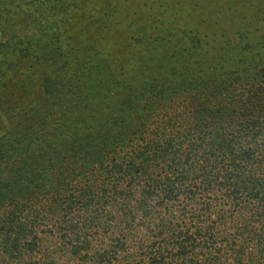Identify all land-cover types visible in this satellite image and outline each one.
I'll return each mask as SVG.
<instances>
[{
	"label": "trees",
	"instance_id": "obj_1",
	"mask_svg": "<svg viewBox=\"0 0 264 264\" xmlns=\"http://www.w3.org/2000/svg\"><path fill=\"white\" fill-rule=\"evenodd\" d=\"M131 1L118 56L109 0H0L53 70L1 109L0 264H264V0Z\"/></svg>",
	"mask_w": 264,
	"mask_h": 264
},
{
	"label": "rangeland",
	"instance_id": "obj_2",
	"mask_svg": "<svg viewBox=\"0 0 264 264\" xmlns=\"http://www.w3.org/2000/svg\"><path fill=\"white\" fill-rule=\"evenodd\" d=\"M42 0H30L29 8L32 9L33 6L37 3H40L39 6H35L37 16L39 20H42L44 17V12L46 9H50L49 5L43 6L41 4ZM123 0H109V4L113 5L114 7L118 8V13L116 17L119 19L116 20V23L119 22L120 25L116 28L117 34L121 36H125L122 47L119 48L114 54L121 56L126 55L128 51L133 53V50L126 49V44L128 42V38L131 37L134 31H138L140 28L138 25H146L147 32L151 34L152 30L157 28L159 23L155 21L156 17L159 15V10L157 9L155 14V18L152 20L147 21L146 17L147 14H141L140 16L134 17V13L123 14L122 9L120 6V2ZM196 0H193L195 2ZM210 3L214 0H208ZM256 1V2H255ZM147 2V1H146ZM253 4L260 2V0H251ZM138 2L136 0H132L130 4L126 5L125 7H129L134 9L138 6ZM210 6H207V11L202 10L201 8L195 11L198 19H205L207 21H214L215 19L206 16L209 11ZM21 10V9H20ZM262 12V11H260ZM259 12V13H260ZM80 13V12H79ZM25 16V13L22 14ZM124 17V18H123ZM117 19V18H116ZM20 20L13 16L12 21L9 23L4 24V26H0V45H4L8 42H12V44L16 43V46L24 43L23 45V52H19V50L14 51L15 49L6 50L3 47H0V63L4 62V64L0 65V85H6L7 88L0 89V135L4 128L6 127L5 119L3 118V114L1 109H5L7 107V103L5 99L12 100L13 103L19 102L18 106L21 105V102L26 101V105L29 103L30 100L35 99L40 95V91L38 89L41 80L45 76H53V70L49 67L51 62L49 61V57L43 55L44 48L41 44L39 45H27V39L35 36V39L41 34L40 30L36 28V25L33 24L30 20L27 23H20ZM197 21V20H196ZM137 24H136V23ZM135 23V24H134ZM131 25L133 27H131ZM135 34V36H137ZM114 37L108 36V39ZM80 40V39H79ZM81 41V40H80ZM124 45V46H123ZM65 46V45H64ZM32 47V48H31ZM66 47V46H65ZM139 49H146L147 43H143L142 45L138 46ZM67 48V47H66ZM64 49L65 54H67V49ZM71 46L69 49H72ZM25 49V50H24ZM131 49V48H130ZM27 50V51H26ZM6 57V58H5ZM112 64L115 66V62L111 61ZM119 63L118 65H120ZM58 98H55L53 101H56L55 104H58V101L62 100L63 103L72 99L70 95L66 93H59L56 95ZM29 100V101H28ZM62 107H66V105L62 104ZM10 106V105H8ZM24 107V106H23ZM57 107V106H56ZM60 110V108H54ZM57 117V115H55Z\"/></svg>",
	"mask_w": 264,
	"mask_h": 264
}]
</instances>
